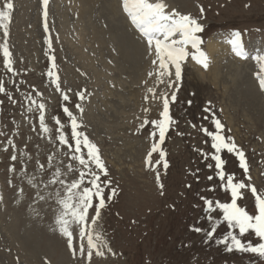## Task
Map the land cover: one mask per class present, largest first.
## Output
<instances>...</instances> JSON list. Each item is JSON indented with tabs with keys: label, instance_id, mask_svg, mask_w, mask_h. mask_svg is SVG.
<instances>
[{
	"label": "rangeland",
	"instance_id": "374dc122",
	"mask_svg": "<svg viewBox=\"0 0 264 264\" xmlns=\"http://www.w3.org/2000/svg\"><path fill=\"white\" fill-rule=\"evenodd\" d=\"M74 2L49 0V31L45 33L41 0H14L8 45L13 53L15 73H8L0 58V80L4 81L7 93H0V264H45V260L49 264H89L86 254L81 256L77 252L75 257L72 256L66 246V238L56 230L54 216L57 205L49 193H54L57 186L43 188V183L54 171L45 161L48 156H56L54 164L62 171L66 170L65 166L70 161L56 154L58 147L65 150L63 146H58L52 136L39 132V112L35 107L28 110L29 95L37 103L45 104L46 123L53 134L56 127L53 117L61 119L68 128L67 118L62 112V107L67 103L81 120V130L100 149L108 170L104 179L111 181L105 193L111 194V189H116V194L106 201L94 225L103 234L112 252L105 249L104 256L93 254L90 264H264V259L255 254L229 252L216 243L230 230L225 222L218 225L211 240L206 239L204 232L191 230L193 225L202 227L205 232L210 230L207 219L210 214L222 220L219 210L214 213L204 210L201 196L221 202H227L230 198L215 177L214 168L207 167L211 161H205L197 151L210 149V138L199 130L200 127L214 130L211 113L205 112V108L212 109L225 126V134L231 135L244 150L251 183L264 191V105L260 103L264 98L253 103L236 85L250 72L244 70L246 63L250 65L252 62L254 72L258 71L256 61L247 57L245 64L234 60L235 65L230 62L233 57L229 52H226L229 53L227 55L221 52L215 53L213 59L209 58L208 68L205 69L194 64L190 56L186 59L182 65V80L176 102L170 106L177 124L167 133L162 145L169 166L164 169L161 164L152 169L145 165V157L151 145L149 133L153 129L151 125L139 131L137 129L145 115L149 120L158 118L160 105L151 100L145 102L142 98L148 87H157L158 92H171L172 89L157 86L155 82L146 88L144 81L131 83L128 72L105 67L97 59L84 63L79 57L80 52L86 53L92 47L96 48L97 44L89 36L86 39V36L85 45L80 51L77 33L91 34L88 30L80 29L77 18L80 10ZM177 2V11L200 18L204 30L199 35L204 52L207 53L210 39L219 46L228 45L226 37L232 30L241 31L245 50L264 52V0ZM200 6L204 8L203 14ZM97 14L100 16L96 9L93 15L100 19ZM118 15L127 17L122 9ZM45 35L52 39L51 51L44 43ZM0 42H3L2 32ZM49 55L55 56L61 88L65 91L71 89L68 102L62 100L46 76L50 66ZM84 90L87 97L80 101L75 93ZM36 92L42 95L37 96ZM76 103L83 107L82 113L75 109ZM145 107L150 109L148 113L143 112ZM205 116L209 118L204 119ZM193 124L196 127H192ZM9 140L15 145L14 148L8 144ZM13 154L18 157L15 162L10 160ZM222 158L226 160L227 172L243 178L233 155L223 153ZM37 159L45 163L47 175L36 170ZM158 159L159 154L154 153L152 163ZM13 165L15 171H9ZM157 172L162 188L157 185ZM209 175L214 179L209 181ZM29 176L36 177L40 183L38 188L32 189L28 184ZM37 192L49 198L41 201L39 220L32 222L37 229L39 226L41 236L38 239V254H32L27 250L20 251L13 245L10 232L11 221L16 214L19 217L13 223L18 222L19 234L24 232V226L27 228V219L23 220L22 216L24 213L32 214L34 208L39 206V201L35 205ZM238 202L254 214V198L250 192L245 191L244 198ZM243 239L258 242L251 232Z\"/></svg>",
	"mask_w": 264,
	"mask_h": 264
},
{
	"label": "snow or ice",
	"instance_id": "6c2138e0",
	"mask_svg": "<svg viewBox=\"0 0 264 264\" xmlns=\"http://www.w3.org/2000/svg\"><path fill=\"white\" fill-rule=\"evenodd\" d=\"M49 0H41L43 6L42 16L44 18V31H49L47 25V6ZM14 9V0H2L0 3V32H2L3 42H0V58H2L3 67L8 73H15L13 67V53L9 48V24ZM122 10L127 15L131 25L138 30L140 36L144 39L147 46L153 70L148 72L149 77L155 78L157 86L164 85L166 89H172L171 92L157 91V87H148L144 96L145 102L151 100L160 105L157 119L149 120L145 115L139 124L137 131L151 125L152 131L149 133L151 145L145 157V165L155 169L157 165L168 168L166 152L162 148L166 135L170 129L177 124V121L171 115V104L176 102L177 91L180 88L182 80V65L190 56L197 64L205 69L208 68V56L202 50V39L199 35L203 32V24L200 18L193 15L181 13L175 8L169 9L166 0H122ZM200 12L203 14L204 8L200 6ZM232 52L240 58H247L248 53L245 50L243 35L240 30H232L226 37ZM44 43L49 51L52 49V39L45 35ZM191 49V51H190ZM251 59L256 61L258 71L255 73L258 81V87L264 91V52H258ZM49 68L46 76L55 91L59 92L63 101L70 100L69 92L71 89L63 90L61 88L60 76L57 71L55 56L49 55ZM0 93H6V87L3 80H0ZM7 94V93H6ZM37 96L42 95L36 92ZM78 100L83 101L87 97L86 90L75 93ZM11 99V96L8 95ZM29 101L28 110L33 107L39 112V132L52 136L58 146L56 154L61 157H67L70 161L62 171L60 167L54 164L56 156L46 157L45 163L54 168L50 178L43 183V188L57 186L54 193H49L57 205L54 223L56 230L60 235L66 238V246L73 257L77 252L81 256L86 254L90 261L93 254L104 256V250L112 252L103 234L98 231L94 225L100 218L101 210L105 208L106 201L111 200L116 194V189H111V194L105 193V188L111 184L110 180L104 179L108 175V170L100 154V149L89 136L81 130L82 122L77 115L70 109L67 103L62 107V112L67 118L68 128L58 117H53L55 121V132L49 128L46 123V106L43 102L37 103L31 95L27 97ZM13 103H16L13 100ZM210 103V102H209ZM75 109L82 113L84 111L80 103L75 104ZM148 107L143 108L144 113H148ZM205 112L211 113V126L200 127L206 137L210 138V149H197L207 163V167L214 168L215 177L219 179L220 186L229 195L227 202L219 200L213 201L201 196L204 210L208 213H214L219 210L222 213V220L215 215L210 214L207 219L210 222V230L204 231L202 227L191 226V230L197 233L204 232L207 240H211L214 233L218 230V225L222 222L227 224L229 231L216 243L223 245L229 252L239 251L252 253L264 259V191H260L251 183L249 174V163L244 150L235 142L231 135L225 134V126L212 112L210 107L205 108ZM209 117L205 116L204 119ZM196 127V125H192ZM67 133V134H66ZM181 134V133H178ZM182 135V134H181ZM8 144L13 148L15 145L9 140ZM7 150V149H6ZM154 153L159 154V159L152 163ZM231 154L238 161V167L242 170L243 178L237 177L235 173H229L225 170L226 160L222 154ZM21 155H24L21 153ZM17 155L10 156L11 161H17ZM214 162V163H213ZM45 163L36 160V170L47 175L48 169ZM9 171H15V166L9 168ZM70 178L69 179V177ZM209 181L214 177L209 175ZM156 181L159 187V172L156 174ZM28 184L32 189L40 186L35 176L28 177ZM245 191L250 192L254 198V214H251L245 207L239 204V200L244 198ZM23 193V189H21ZM39 200L43 201L49 197L37 192ZM94 209V214L92 210ZM235 229L237 231H232ZM253 233L258 238V242H250L243 239L246 234ZM78 241V243H77ZM45 264H49L45 260Z\"/></svg>",
	"mask_w": 264,
	"mask_h": 264
},
{
	"label": "bare ground",
	"instance_id": "6f19581e",
	"mask_svg": "<svg viewBox=\"0 0 264 264\" xmlns=\"http://www.w3.org/2000/svg\"><path fill=\"white\" fill-rule=\"evenodd\" d=\"M166 2L169 5V9H176L178 4L177 0H166ZM74 3L80 10L77 17L80 21V29L82 31L85 30L86 32L88 30V32H90L91 34L89 35L88 33L87 35H83L82 32L80 34L77 33L79 35L77 39L81 44L79 48L85 45L84 38H86V36V39H88L89 36V39H92L97 44L96 48L92 47L91 50L86 53L80 52L79 57L83 59L84 63H92L97 59L98 61H101V64L105 65V67H109L110 69L112 67H115L120 72H128V77H130L132 81L131 83L137 84L141 81H144L145 88L148 87L151 82H155L154 77L148 76V72L153 70V66L151 65L149 54L147 53L146 42L140 36L139 32H135L133 30V26L131 25L128 17L123 18L122 16L118 15L119 10L122 9V0H75ZM96 9L98 12H100V16L99 14H97V17H100V19L96 18L93 15L94 10ZM110 15L112 17H110ZM63 18H65V12H63ZM87 19L89 21H87ZM80 51H82V48ZM206 51L208 58L213 59V55L215 53L221 54V52H223L226 55L230 53V55L233 57L230 60L232 64H235L233 62L234 60L240 61V63H246V61L241 62L240 58L232 52L229 44L219 46L217 42H214L210 39L207 44ZM95 53L97 58H95ZM194 64L197 63L194 61ZM249 64L250 65H247L246 63V69L244 70L246 71V73L247 70H249L250 72H252V74L250 72L246 74L245 79L239 83L237 82L236 85L237 89L242 90L246 94V96H248L252 100L253 103H256L261 97L264 98V95L258 87V81L257 77L255 76L253 63L250 62ZM197 65L199 66L200 64ZM237 68H239V66ZM237 68H235L236 72H238ZM145 91L146 93L143 94L142 99H144V96L148 94L147 89ZM263 102L260 101L262 105H264ZM38 201L39 206L35 207V205L38 204ZM35 205L32 214L24 213L22 216L23 220L24 218H26L28 222L27 223L26 221H24L26 222V225H28L27 228L25 226V228L23 227L24 232H22V234L20 235L17 230L18 222L16 224L13 223L19 217L17 214L13 218L14 220L11 221L10 232L12 239L11 242L13 243V245H15L20 251L27 250L26 252L30 251L32 254L37 253L39 246L38 239L40 236V230L38 231L39 226L37 229V225L34 224V221L39 220L38 216L41 207V200L38 199L37 194H35ZM34 214L37 216H33ZM21 215L22 214L20 213V216ZM24 222H22L21 224H23ZM49 223L51 224L50 220Z\"/></svg>",
	"mask_w": 264,
	"mask_h": 264
}]
</instances>
